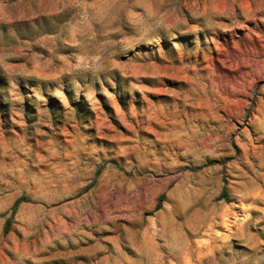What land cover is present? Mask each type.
Here are the masks:
<instances>
[{"label":"rangeland","instance_id":"374dc122","mask_svg":"<svg viewBox=\"0 0 264 264\" xmlns=\"http://www.w3.org/2000/svg\"><path fill=\"white\" fill-rule=\"evenodd\" d=\"M0 264H264V0H0Z\"/></svg>","mask_w":264,"mask_h":264},{"label":"trees","instance_id":"16d2710c","mask_svg":"<svg viewBox=\"0 0 264 264\" xmlns=\"http://www.w3.org/2000/svg\"><path fill=\"white\" fill-rule=\"evenodd\" d=\"M223 195H225V193H223ZM26 200H28V198L25 197V196H23V197L17 199V201L15 202L14 207H13V213H12V216H13L14 213H15V210H16L17 205H18L20 202H22V201H26ZM160 207H161V206L158 205V208H160ZM12 216H11V218H9V220H8V224H10L11 219H12Z\"/></svg>","mask_w":264,"mask_h":264}]
</instances>
